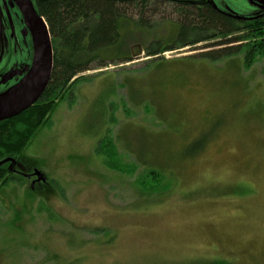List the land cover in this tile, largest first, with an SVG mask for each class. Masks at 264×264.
Masks as SVG:
<instances>
[{
	"label": "rangeland",
	"instance_id": "1",
	"mask_svg": "<svg viewBox=\"0 0 264 264\" xmlns=\"http://www.w3.org/2000/svg\"><path fill=\"white\" fill-rule=\"evenodd\" d=\"M175 8L128 10L139 55L85 73L29 143L45 182L0 189V264H264V56L190 58L217 48L174 47Z\"/></svg>",
	"mask_w": 264,
	"mask_h": 264
},
{
	"label": "trees",
	"instance_id": "2",
	"mask_svg": "<svg viewBox=\"0 0 264 264\" xmlns=\"http://www.w3.org/2000/svg\"><path fill=\"white\" fill-rule=\"evenodd\" d=\"M37 3L51 37L52 72L38 101L0 124V156L12 152L22 156L32 139L49 122L58 104L72 100V88L84 80L85 73L134 61V55L140 52H134L133 47L129 51L126 42L150 27L143 18L133 21L127 12L161 5L147 0H44ZM175 9L179 21L172 24L176 30L174 47L212 42L208 46L217 48L201 53L198 58H190L212 63L242 55L247 69L264 56V22H239L208 6ZM172 45L156 40L148 47L147 56L157 59L172 51ZM150 174L155 175V172ZM12 179L8 172H0V189Z\"/></svg>",
	"mask_w": 264,
	"mask_h": 264
},
{
	"label": "flooded vegetation",
	"instance_id": "3",
	"mask_svg": "<svg viewBox=\"0 0 264 264\" xmlns=\"http://www.w3.org/2000/svg\"><path fill=\"white\" fill-rule=\"evenodd\" d=\"M38 1L44 0H30L32 9L35 15L41 18L47 26L39 14ZM147 1L174 7H185V9L208 6L218 14L239 22H264V10L245 0H234L242 4V9L229 7L230 0ZM41 42V24L30 8L22 0H0V95L17 86L27 75L32 67L34 50L37 44ZM2 122L4 121H1L0 124ZM20 157L16 152L0 156V163L4 162L0 165V172H8L13 177L22 174L27 175V173H21L26 171L21 166ZM24 179L30 182L31 189L34 187L33 185L41 184V182H35L37 179L36 176H33V172H28Z\"/></svg>",
	"mask_w": 264,
	"mask_h": 264
},
{
	"label": "water",
	"instance_id": "4",
	"mask_svg": "<svg viewBox=\"0 0 264 264\" xmlns=\"http://www.w3.org/2000/svg\"><path fill=\"white\" fill-rule=\"evenodd\" d=\"M33 12L41 24L42 42L34 50L33 63L30 71L22 81L6 93L0 95V122L18 116L33 106L45 90L53 67V51L47 26L41 18L35 15L30 0H22ZM254 3L259 9L264 10V0H245ZM4 163L1 162L0 165ZM21 175V174H20ZM27 177V175H21ZM37 181L45 182L40 171L33 172Z\"/></svg>",
	"mask_w": 264,
	"mask_h": 264
}]
</instances>
